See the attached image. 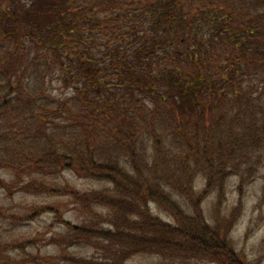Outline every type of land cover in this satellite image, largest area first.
I'll return each mask as SVG.
<instances>
[{"label": "trees", "instance_id": "obj_1", "mask_svg": "<svg viewBox=\"0 0 264 264\" xmlns=\"http://www.w3.org/2000/svg\"><path fill=\"white\" fill-rule=\"evenodd\" d=\"M0 169L72 206L8 217L61 230L32 264H260L232 232L264 170V0H0Z\"/></svg>", "mask_w": 264, "mask_h": 264}, {"label": "rangeland", "instance_id": "obj_2", "mask_svg": "<svg viewBox=\"0 0 264 264\" xmlns=\"http://www.w3.org/2000/svg\"><path fill=\"white\" fill-rule=\"evenodd\" d=\"M53 94L57 96L67 95L68 92L63 90L59 83H54L50 87ZM9 180V175L0 169V180ZM68 182L80 190H87L96 185L84 182L73 177L69 173H64L57 178V183L63 184ZM229 190L226 208L231 209L235 205V185L236 181L232 180ZM199 189V188H198ZM264 170L259 174L257 179L248 187L246 192L245 208L242 219L232 232V238L238 243V250L243 251L248 261L255 262L262 258L260 264H264ZM212 200V199H211ZM66 198H48L44 196H34L30 194H11L0 190V241H27L34 242L28 244L24 251L20 249H10L9 256L16 258L18 261L30 263L31 258L38 256L55 255L56 248L50 243L52 236L61 232L59 227L54 224L52 214L43 215L29 223H19L8 218L12 215L20 217L28 215L32 206L41 204H58L62 206L64 219L75 222L72 216V206ZM207 209V206H205ZM153 213L158 215V211L153 209ZM159 217L166 219V216L159 214ZM251 228L252 235L244 242V235L247 228ZM129 264H168L153 256H137L129 261Z\"/></svg>", "mask_w": 264, "mask_h": 264}]
</instances>
